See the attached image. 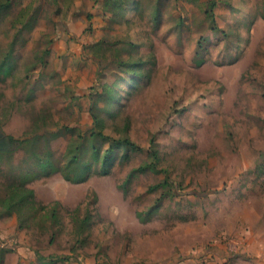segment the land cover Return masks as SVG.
Returning <instances> with one entry per match:
<instances>
[{"label": "rangeland", "instance_id": "obj_1", "mask_svg": "<svg viewBox=\"0 0 264 264\" xmlns=\"http://www.w3.org/2000/svg\"><path fill=\"white\" fill-rule=\"evenodd\" d=\"M0 5V264H264V0Z\"/></svg>", "mask_w": 264, "mask_h": 264}, {"label": "trees", "instance_id": "obj_2", "mask_svg": "<svg viewBox=\"0 0 264 264\" xmlns=\"http://www.w3.org/2000/svg\"><path fill=\"white\" fill-rule=\"evenodd\" d=\"M9 1H7L5 4H8ZM0 9H1V5H0ZM92 114V112H91ZM92 118L94 119V123L96 125V123H98V119L97 117L92 114ZM53 134L56 135L55 132H53ZM93 136L96 137H103V138H108L105 135H103L102 133H96V132H92ZM43 135L41 134H36L34 136H29L26 138H16L12 135L6 134L4 131L0 130V152L2 153H10L12 154L15 151L14 146H17L18 149L28 143L31 142L33 140H36L37 138L42 137ZM83 139L82 137L79 139V141L77 142L78 144H73L71 143L68 148H67V154H71V159L69 160V162L67 163V170L64 169L62 170L61 167H56L54 165V163L51 161L50 157L52 155L51 151H47L48 155H46L45 157H43L41 154H37L38 157V163L40 168L43 171V176H50L53 173L57 172V171H61L63 172V177L66 181L71 182V183H80V182H85L88 180V178L92 175V173L89 171V169H82L79 168L81 166L82 163H80V161H78V157H79V153L81 151V145H82ZM122 143L126 146H134L135 143H133L130 139H124L122 141ZM151 148H153V164H152V169L153 170H157L156 169V162L158 161L159 157H158V151L156 148V143L154 140L151 141ZM110 149H108L107 152H109ZM107 156L105 155V158L103 160L102 166H104L103 170H102V174L107 175L109 173V170L106 168L107 165ZM75 165L79 168V173H76L75 175H72L71 172V167ZM69 171V172H68ZM26 202H30V204L35 205V192L33 189H29L27 188L25 185L22 186H16L15 184H13L12 186H10V193L7 196L6 200H5V205L7 206V209L10 212H13L16 209H20L23 207V205L26 204ZM22 206V207H21ZM40 209H44L43 206H40Z\"/></svg>", "mask_w": 264, "mask_h": 264}, {"label": "crops", "instance_id": "obj_3", "mask_svg": "<svg viewBox=\"0 0 264 264\" xmlns=\"http://www.w3.org/2000/svg\"><path fill=\"white\" fill-rule=\"evenodd\" d=\"M5 132H6V130H5ZM7 133V132H6ZM7 134H10V133H7ZM12 136H14L13 134H12ZM15 137V136H14Z\"/></svg>", "mask_w": 264, "mask_h": 264}]
</instances>
